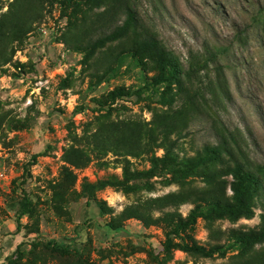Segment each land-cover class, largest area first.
I'll list each match as a JSON object with an SVG mask.
<instances>
[{
    "label": "rangeland",
    "instance_id": "obj_1",
    "mask_svg": "<svg viewBox=\"0 0 264 264\" xmlns=\"http://www.w3.org/2000/svg\"><path fill=\"white\" fill-rule=\"evenodd\" d=\"M12 2L0 0V20L18 18L5 16ZM129 2L145 30L192 74L185 86L198 93L194 97L201 114L190 122L176 152L194 157L224 135L237 158L256 173L264 165V0ZM67 4L47 0L31 33L0 39V264L22 243L37 240L69 245L78 255L53 257L39 251L36 264H244L263 253L264 242L245 254L231 250L226 257L204 258L179 249L166 257L169 227L163 218L168 213L188 217L196 206L192 196L215 186L201 176L182 181L156 177L151 188L134 192L98 191L97 199L109 208L104 213L89 201L88 184L122 180L125 167L133 172L150 168L147 157L128 158L125 164L124 157L106 154L107 148L93 150L91 137L112 123L145 124L155 113L179 111L190 95L178 86H154L159 73L132 56L131 38L109 44L83 64L75 47L103 28L106 21L100 19L107 7L89 11L81 6L65 13ZM115 90L134 95L108 110ZM71 147L86 150L90 162L79 168L67 164L64 156ZM156 154L162 157L164 151ZM65 167L77 175L75 183L68 181ZM227 193L232 195L230 188ZM26 196L32 212L20 217ZM133 205L144 206L159 222L147 225L124 217ZM251 206L253 218L200 219L191 235L203 246L228 247L233 230L260 227L264 187ZM110 223L120 228L113 231Z\"/></svg>",
    "mask_w": 264,
    "mask_h": 264
},
{
    "label": "trees",
    "instance_id": "obj_2",
    "mask_svg": "<svg viewBox=\"0 0 264 264\" xmlns=\"http://www.w3.org/2000/svg\"><path fill=\"white\" fill-rule=\"evenodd\" d=\"M46 2L47 0H13L11 9L5 16L7 18L18 16V18L13 19L11 23L0 20V39L6 40L19 34L31 33V26L40 22L42 18L41 13ZM81 6L87 7L89 11L107 7L103 14L104 17L100 19L106 21L103 28L96 33L93 39L85 44H77L75 47L82 56L83 64H88L100 50L105 49L109 44L131 38L132 56L144 65L152 64L151 71L159 73L153 80L154 86L166 88L178 86L181 92H185L187 96L190 95L189 104H185L179 111L155 113L152 121L145 124L112 123L106 126V131H97L91 137L94 145H89L93 147V150L100 147L107 148L106 154L113 153L117 157H124L125 164H130L128 158L147 157L150 168L146 172H133L125 167L122 180H100L95 184H88L89 201L94 200L98 210L104 213L109 208L105 202L97 199L98 191L118 188L125 192H134L142 189L141 187L151 188L150 180L156 177L169 176L173 181H182L201 176L207 178L215 186L192 196V201L196 206L188 217L182 218L176 213H168L163 218L169 227L163 244L166 257L171 258L176 249L204 258L226 257L231 250H242L245 254L253 246L263 243L264 216L258 229L247 232L233 230L234 242L228 247L203 246L195 241L191 233L200 219L212 221L254 217L251 201L264 187V165L260 166L256 173L251 171L246 163L237 158L224 135L219 136L217 144L204 146L196 156L181 157L176 152L179 143L185 138L190 122L201 114V104L194 97V94L198 96V93L189 92L185 86L192 74L185 72L174 53L167 50L154 34L145 30L129 0H68L64 11L66 13L69 8L78 9ZM9 61L6 59V63ZM133 95L123 90L111 92L109 96L111 106H108V110L112 109V105L117 100ZM102 109L104 110L101 107ZM157 149L164 151L162 157L157 156ZM40 156L39 154L34 155L30 165H36ZM64 157L67 164L76 168L90 162V154L86 150L75 147L68 149ZM64 173L70 183L77 181V175L68 167L64 168ZM229 177L231 181L220 180ZM228 188L232 193L231 196L227 193ZM32 206V201L26 196L21 203L19 216L31 214ZM146 212L144 206L133 205L124 210L123 216L144 221L147 225L159 222ZM108 227L113 231L120 228L115 223L108 224ZM39 251L43 255L48 254L53 257L76 256L77 254L69 245L56 241L43 243L37 240L19 245L15 255L8 257L4 264H36ZM82 264L93 263L83 260ZM244 264H264V252Z\"/></svg>",
    "mask_w": 264,
    "mask_h": 264
}]
</instances>
